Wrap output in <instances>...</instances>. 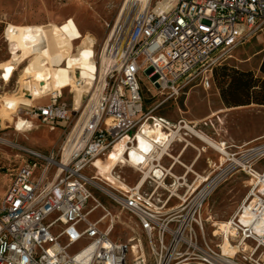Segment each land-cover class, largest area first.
Returning a JSON list of instances; mask_svg holds the SVG:
<instances>
[{
  "label": "built area",
  "instance_id": "built-area-1",
  "mask_svg": "<svg viewBox=\"0 0 264 264\" xmlns=\"http://www.w3.org/2000/svg\"><path fill=\"white\" fill-rule=\"evenodd\" d=\"M261 32L264 0H150L139 9L121 30L102 85L82 110L61 99V93L35 109L36 118L52 130L57 125L68 129V135L60 157L58 150L27 149L23 165L10 173L0 199V264H129L135 237L119 239L115 232L124 214L144 234L152 264H264V249L254 257L232 246L230 253L223 250L224 235L211 217L204 219L218 170L203 178L189 168L201 161L199 150L178 132L167 148L173 152L174 144L181 143L175 153L181 161L172 170L185 185L181 193L168 192L162 205L151 200L159 181L125 163L142 123L157 115L154 109L144 111L147 98L178 101L195 88H211L213 67L239 42ZM174 120L194 135L212 139L200 121ZM204 124L213 126L210 119ZM189 148L195 155L185 162ZM247 154L238 165L246 162L240 167L253 178L246 200H255L251 210L257 219L264 211V168L258 171L252 160H264V144ZM122 166L136 172L133 183L120 177ZM176 166L182 171L176 172ZM97 209L103 214L91 220ZM244 209L243 204L228 219L230 227L240 224ZM239 227L243 236L255 233L264 244V227L261 232L251 224Z\"/></svg>",
  "mask_w": 264,
  "mask_h": 264
},
{
  "label": "rangeland",
  "instance_id": "rangeland-1",
  "mask_svg": "<svg viewBox=\"0 0 264 264\" xmlns=\"http://www.w3.org/2000/svg\"><path fill=\"white\" fill-rule=\"evenodd\" d=\"M158 0H152L155 4ZM126 13L120 27H118L117 37L110 41L108 57H112L111 49L120 41L121 30L127 28V23L139 10L140 2L136 0H0V62L11 57L6 31L10 25L18 24H61L69 18H73L81 34H90L94 39L95 62L97 65L98 79L88 95L83 97L82 110L84 106L96 95V89L100 84L102 74V52L105 43L111 33L116 21L123 9ZM81 39L73 40L75 49L80 45ZM264 59V32L257 33L253 37L239 42L231 51L229 57L222 63H228L246 71H253L255 76L263 77L261 65ZM111 61V60H110ZM27 60L20 62L9 82L0 78V95L4 94H26V90L21 87L24 66ZM112 62H109V66ZM61 99L73 104V95L70 88H65L61 92ZM95 94V95H94ZM58 95V94H56ZM148 92L144 88V96ZM54 95H49L46 99L34 101L30 107L19 108V113L34 122V128L25 133L17 132L13 127H7L0 131V199L4 196L7 186L11 182L10 173L18 171L26 159V150L35 149L48 154L52 150L62 152L63 141L68 135V129L57 125L55 130L50 125L44 124L34 116L35 109L50 102ZM74 105V104H73ZM256 105V106H255ZM182 110V113L178 110ZM248 109H245L247 108ZM154 109L157 115L168 116L172 119L184 117L188 120H203L214 110L230 109V113H217L209 119L212 121V128L207 129L203 123L202 130L213 140L226 141L228 146L227 154L230 158L218 169V185L207 198L204 205V219L211 217L212 221H226L232 218L238 209L244 204L243 200L235 195L236 184L240 180L253 178L248 174L242 165L234 162L244 161L249 150L260 148L264 144V113L259 114L257 104L227 107L222 102L219 90L215 83L209 89L201 87L195 88L187 96L178 101L163 100L161 97L154 99L147 98L144 101V111ZM228 114V116H227ZM206 122V121H204ZM246 144V145H245ZM181 143L177 142L173 146V153H176ZM195 155V151L189 148L182 157L185 162L190 161ZM205 159L201 160L204 162ZM258 171L263 170L264 160H252ZM176 172H181L182 167L176 166ZM120 177L127 182L133 183L136 180V172L128 167L122 166L118 171ZM104 201V198H102ZM105 202V201H104ZM103 214L102 209L94 211L89 218L95 220ZM240 218V216L238 217ZM122 224L115 227V232L119 239L126 237H137L140 235L145 242L144 234L132 219L123 216ZM107 220L102 224L105 225ZM211 235L212 227L207 224ZM145 244L147 262L143 258L133 261L129 255V264H152ZM142 254L139 251L138 256Z\"/></svg>",
  "mask_w": 264,
  "mask_h": 264
},
{
  "label": "bare ground",
  "instance_id": "bare-ground-1",
  "mask_svg": "<svg viewBox=\"0 0 264 264\" xmlns=\"http://www.w3.org/2000/svg\"><path fill=\"white\" fill-rule=\"evenodd\" d=\"M137 1L140 2L139 9L148 7L150 2V0ZM125 13L126 7L124 6L105 43L102 52V74L96 91L102 85L109 62L113 61L112 57L107 56L109 42L117 37L118 27H120L123 17L126 16ZM76 38H80L81 42L75 49L73 40ZM6 39L11 57L0 62V78L9 82L17 65L23 60H27L20 81L26 94L0 95V131L7 127H13L19 133L32 130L35 127L34 122L23 117L19 113V108L30 107L34 101L59 94L65 88H70L74 107H81L83 97L91 92L98 79V70L95 62L94 39L89 33L81 34L73 18H69L61 24L51 22L34 25H10L6 31ZM257 109H260L259 114L264 113V105H257ZM231 111L230 109L214 110L212 115L221 112L230 113ZM209 117L210 115L199 120L200 123H204ZM177 132L182 140L185 139L189 142L188 144H192L199 150L201 160L205 159L204 162L198 159L189 167L200 177L206 178L229 159H232L227 154L226 141L210 138L208 141L203 137H198L168 116L152 115L148 117L142 123L137 135L136 146L130 151L129 158L125 163L150 173L154 179L159 181V185L151 197L152 202L159 205L163 204L168 192L176 190L181 193L185 185L179 183L177 175L172 170L174 162L181 161V159L167 148L170 137ZM232 162L239 163L236 159ZM245 164L246 162L241 163V165ZM251 184V181L245 179L236 184L235 195L243 200L245 207L243 212H239L240 224L245 226L251 224L256 232H261L264 227V211L260 217L254 219L251 205L255 200H246ZM124 216L131 219L127 214ZM213 223L224 235L223 250L226 253H230L229 246H232L233 251L240 250L248 257H254L257 252L264 249V244L255 233L243 236V227H239L240 224L230 227L228 220L213 221ZM231 223L233 224L232 221ZM238 237H241L242 245L239 241L234 242V238ZM131 247L133 261L143 258L147 262L143 239L140 235L131 239ZM139 251L142 252L140 256H138Z\"/></svg>",
  "mask_w": 264,
  "mask_h": 264
},
{
  "label": "trees",
  "instance_id": "trees-1",
  "mask_svg": "<svg viewBox=\"0 0 264 264\" xmlns=\"http://www.w3.org/2000/svg\"><path fill=\"white\" fill-rule=\"evenodd\" d=\"M260 69L264 73V59ZM212 74L225 106L264 105V78L255 76L253 71L225 62L213 67Z\"/></svg>",
  "mask_w": 264,
  "mask_h": 264
}]
</instances>
